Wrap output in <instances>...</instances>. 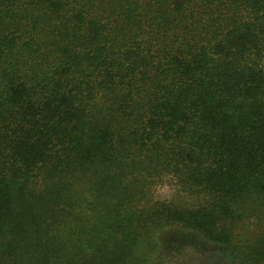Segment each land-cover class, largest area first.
<instances>
[{
    "label": "trees",
    "instance_id": "1",
    "mask_svg": "<svg viewBox=\"0 0 264 264\" xmlns=\"http://www.w3.org/2000/svg\"><path fill=\"white\" fill-rule=\"evenodd\" d=\"M189 247L264 264V0H0V264Z\"/></svg>",
    "mask_w": 264,
    "mask_h": 264
},
{
    "label": "rangeland",
    "instance_id": "2",
    "mask_svg": "<svg viewBox=\"0 0 264 264\" xmlns=\"http://www.w3.org/2000/svg\"><path fill=\"white\" fill-rule=\"evenodd\" d=\"M158 199V197H156ZM260 230V225L255 220H245L237 228V242L238 246L247 247V239L251 238ZM233 250L229 247L227 251L219 249H211L209 251L200 252L193 248H187L182 254H173L168 260L169 264H229L230 253ZM243 260L239 256L237 264H242Z\"/></svg>",
    "mask_w": 264,
    "mask_h": 264
}]
</instances>
